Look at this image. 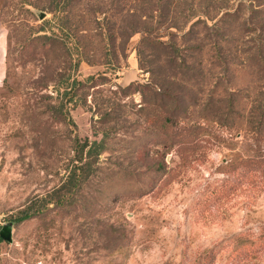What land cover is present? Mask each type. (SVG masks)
<instances>
[{"label":"rangeland","instance_id":"374dc122","mask_svg":"<svg viewBox=\"0 0 264 264\" xmlns=\"http://www.w3.org/2000/svg\"><path fill=\"white\" fill-rule=\"evenodd\" d=\"M39 1L0 0V230L12 233V241L0 240V264H264V174L231 168L264 150V128L251 115L264 93V66L249 51L264 32V13L253 12L258 1L210 0L242 3L241 11L199 22L189 36L197 18L173 29L175 52L141 46L138 33L119 63L111 55L104 66L93 53V64L82 62L76 73L95 77L86 103L68 104L76 126L48 107L64 89L55 90L42 45L29 38L44 13L52 17L29 4ZM79 4L83 12L99 0ZM178 107L179 126L205 129L202 146L185 156L153 123ZM77 135L106 143L80 200L16 222L20 209L80 164Z\"/></svg>","mask_w":264,"mask_h":264},{"label":"trees","instance_id":"16d2710c","mask_svg":"<svg viewBox=\"0 0 264 264\" xmlns=\"http://www.w3.org/2000/svg\"><path fill=\"white\" fill-rule=\"evenodd\" d=\"M80 1L82 0H40L36 3H29L37 9L47 8L52 13L51 18H47L44 13L41 17L42 26L37 30L32 29L29 38H31L32 44L42 45L41 50L44 52L48 67L53 69L50 81L55 82V90L60 93L64 89L62 100L59 103L48 104L50 111L61 117L63 122L74 126L76 125L69 114L68 104L72 103L76 97L78 100L75 103L79 100L86 103L83 91H85L88 81L95 78L90 76L85 80H79L76 73L82 62L93 64L91 59L94 57L93 53L98 51L100 60H102L100 64L104 66L112 63L111 55H113V61L119 63L120 57L123 59L127 57L128 44L132 37L138 33L142 35L141 46L170 48L175 52L179 49L176 43L178 34L173 32V29L180 32L183 29L182 25L187 26L197 18L184 34V36H189L197 23L203 22L207 26L210 20H215L220 14V20L236 15L240 13L242 4L240 3L234 9L229 2L226 3V6H214L210 4V0H99V4H87L83 13L80 11ZM257 1L261 9L253 12L264 13V0ZM205 3L208 4L205 5ZM211 8L217 9L215 15L210 14ZM108 11H111L110 15H107ZM198 11L203 12V15L197 14ZM102 13H105V23L100 25ZM178 17L186 18L184 24L178 20ZM93 23H96L97 26ZM52 24H55L56 29L49 28L52 27ZM262 29L264 30V26ZM166 31L170 34L162 35ZM166 35L171 36L169 41L163 40L162 37ZM259 40H261L260 43ZM94 41L98 46L96 50L90 47ZM254 41L257 46L249 47V51L254 50L250 55L251 60L255 64L264 66V32L254 38ZM108 46H112V52ZM139 51L142 52L141 49ZM68 96L70 97L64 100ZM257 99L258 101L255 100V102L258 104L253 106L251 115L258 122V127L264 128V93ZM180 110L181 108L178 107L172 114L165 110L161 113L160 121L153 123L158 131L169 136V142H167L169 147H176L178 152L185 156L188 151L196 150L202 146L199 145L200 137L205 129L202 125L197 124L179 126ZM74 145L78 153L76 159L80 164L70 172L60 187L53 188L45 195L35 197L20 209L14 219L16 222H23L46 214L54 206L80 200L79 192L82 184L91 176L93 164L98 162L106 151V143L104 139L91 140L89 137L82 139L77 135L74 138ZM236 166L245 170L243 171L244 175H249L250 172L264 174V150L259 149L255 155L240 161L239 165L233 163L231 168H238ZM0 240H3L1 236Z\"/></svg>","mask_w":264,"mask_h":264},{"label":"water","instance_id":"95a60500","mask_svg":"<svg viewBox=\"0 0 264 264\" xmlns=\"http://www.w3.org/2000/svg\"><path fill=\"white\" fill-rule=\"evenodd\" d=\"M0 236L7 240V241H12V233L11 230L4 228L3 230H0Z\"/></svg>","mask_w":264,"mask_h":264}]
</instances>
